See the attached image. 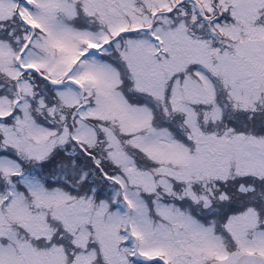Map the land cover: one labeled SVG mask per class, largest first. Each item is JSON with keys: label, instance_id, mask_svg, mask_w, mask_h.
I'll return each mask as SVG.
<instances>
[{"label": "snow or ice", "instance_id": "snow-or-ice-1", "mask_svg": "<svg viewBox=\"0 0 264 264\" xmlns=\"http://www.w3.org/2000/svg\"><path fill=\"white\" fill-rule=\"evenodd\" d=\"M0 264H264V0H0Z\"/></svg>", "mask_w": 264, "mask_h": 264}]
</instances>
